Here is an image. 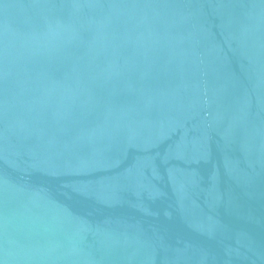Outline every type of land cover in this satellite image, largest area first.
I'll return each instance as SVG.
<instances>
[{
	"label": "water",
	"instance_id": "95a60500",
	"mask_svg": "<svg viewBox=\"0 0 264 264\" xmlns=\"http://www.w3.org/2000/svg\"><path fill=\"white\" fill-rule=\"evenodd\" d=\"M0 264H264V0H0Z\"/></svg>",
	"mask_w": 264,
	"mask_h": 264
}]
</instances>
